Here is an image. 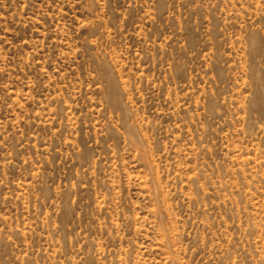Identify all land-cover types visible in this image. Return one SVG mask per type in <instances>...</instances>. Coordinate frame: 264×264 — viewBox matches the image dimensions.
<instances>
[{
    "label": "rangeland",
    "instance_id": "374dc122",
    "mask_svg": "<svg viewBox=\"0 0 264 264\" xmlns=\"http://www.w3.org/2000/svg\"><path fill=\"white\" fill-rule=\"evenodd\" d=\"M0 264H264V0H0Z\"/></svg>",
    "mask_w": 264,
    "mask_h": 264
}]
</instances>
